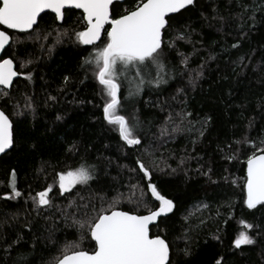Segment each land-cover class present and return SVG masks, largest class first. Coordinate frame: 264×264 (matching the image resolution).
I'll use <instances>...</instances> for the list:
<instances>
[{
	"label": "trees",
	"instance_id": "trees-1",
	"mask_svg": "<svg viewBox=\"0 0 264 264\" xmlns=\"http://www.w3.org/2000/svg\"><path fill=\"white\" fill-rule=\"evenodd\" d=\"M132 3H114L111 15ZM64 12L61 24L45 13L30 35L9 32L19 42L10 43L4 58L14 60L19 74L9 90L0 88V110L14 136L11 150L0 156V264H49L66 241L79 239L71 214H91L93 202L100 207V196L107 197L105 208L119 192L124 197L120 210L143 215L157 209L159 201L147 189L137 160L152 170V183L174 203L173 211L150 228L167 237L173 264H264V205L248 209L243 202L247 157L264 147L257 143L264 137V0H195L172 15L166 43L178 27L187 26L185 39L166 49L175 71L166 83L146 84L134 98L124 99L123 84L119 93L123 108L117 114L130 119L135 111L143 121L141 143L133 147L120 139L118 126L104 120L108 98L95 65H85L95 49L79 44L74 35L85 29L83 14ZM178 53L188 55L187 70ZM191 70L202 72L195 84L189 82ZM182 112L189 115L182 119ZM173 126L180 130L172 132ZM162 127L168 129L165 136ZM245 136L249 143H236ZM82 158L96 166L95 179L61 195L57 173L78 167ZM13 170L21 196L7 199ZM50 185L52 207L37 208L33 198ZM142 192L146 205L136 202ZM70 200L73 206L67 207ZM65 209L67 219L61 214ZM242 220L261 227L247 229ZM241 231L257 243L236 248L233 241ZM18 236L22 239L6 252ZM84 246L90 250L94 242L89 238ZM185 248L190 255L181 251Z\"/></svg>",
	"mask_w": 264,
	"mask_h": 264
},
{
	"label": "snow or ice",
	"instance_id": "snow-or-ice-1",
	"mask_svg": "<svg viewBox=\"0 0 264 264\" xmlns=\"http://www.w3.org/2000/svg\"><path fill=\"white\" fill-rule=\"evenodd\" d=\"M113 4L114 0H0V26L30 35L29 30H35L34 26L39 24L38 18L46 9L55 14L57 21L63 19L65 15L63 10L66 8L82 9L86 26L84 30L74 32V35L79 44L92 45L95 49L86 58L85 65H95L96 79L103 86V93L108 98L103 106L104 120L110 125L118 126L120 139L127 145H139L142 140V137H139V131L143 126V121L135 111L130 119L117 114L123 108L119 95L122 88L119 77L123 76L130 86L128 97L124 99L139 95L146 84L160 85L167 82L165 77L174 72L175 68L167 59L166 49L174 48L177 40L185 39L187 26H183L184 31L178 27L174 38L167 43L164 37L167 29L172 27V14H179L182 10L186 11L189 6L195 5V0H133L131 6L118 16L110 14V6ZM241 7L247 8L246 5H241ZM105 25H110V27L105 28ZM105 31L106 40H103L102 32ZM97 41H101L103 46H97ZM17 42H19V37H14L8 31L0 30V49H5L6 45ZM238 46V41L231 45L232 48ZM178 54L182 57L181 65H184L187 70L188 55ZM243 59L244 57L241 56L240 60L243 61ZM26 63H31V61H22L20 67L24 68ZM153 69L156 72L154 77L152 76ZM18 74L14 69L12 58H0V86L8 88ZM188 74L189 82L195 84L202 72L191 70ZM28 78H31L30 73ZM65 80L67 81L68 77H65ZM4 95L7 96L8 93L4 92ZM50 99L55 98L50 97ZM26 107H31V105L26 104ZM187 115L189 114L182 112L181 118ZM167 123H172L171 117L167 119ZM178 130H180L178 126H173L171 129L172 132ZM160 133L161 136H165L168 134V129L162 127ZM249 142L250 139L247 136L241 141H236L238 144ZM257 143L264 145V137L260 138ZM13 144V125L5 112L0 110V153H5ZM72 150H75V146ZM256 151L261 154L257 155L253 152L246 160L243 202L248 209L264 205V147L257 148ZM136 163L139 172L143 173L142 179L148 181L147 189L155 200L159 201V208L149 210L143 215L120 210L118 204L124 197L119 192L105 208L103 202L107 197L100 196L101 205L97 207L93 202L91 214L85 212L82 217H78L77 213L71 214L73 224L77 226L79 239L66 241L60 249V255L54 257L49 264H173L172 245L166 236L152 234L150 225L162 214L172 212L174 203L171 199H166L161 195L157 186L152 183V170L142 160H137ZM129 171L137 172V169L130 168ZM95 172L96 166L88 164L83 158L78 167L58 172L57 183L60 194L70 192L77 185L87 186L89 181L95 179ZM11 177L8 185L11 192L6 194L7 199L21 196V192L17 189L15 170L12 171ZM137 187L142 188V185H131L132 189ZM52 190L50 185L45 190L36 193L33 204L37 208L52 207V200L49 196ZM127 199L131 202V197ZM136 202L147 204L143 192ZM72 206L73 202L70 200L67 207ZM83 207L87 208L88 204H84ZM61 214L66 219L68 218L66 209ZM241 224L250 230L261 227L243 220ZM259 235L261 232H257V236ZM89 238L91 242H94L90 250L84 246V241ZM20 239L22 236H18L17 240L8 244L5 251L12 249ZM255 243H257L256 237L245 231H241L233 241L236 248ZM181 251L185 256L190 255L188 248ZM20 259L23 260L24 257L21 256ZM217 264H221V261L217 260Z\"/></svg>",
	"mask_w": 264,
	"mask_h": 264
},
{
	"label": "water",
	"instance_id": "water-1",
	"mask_svg": "<svg viewBox=\"0 0 264 264\" xmlns=\"http://www.w3.org/2000/svg\"><path fill=\"white\" fill-rule=\"evenodd\" d=\"M125 0H114V3H123ZM66 10H75V11H78V12H81L82 14H83V12H82V9H75V8H66L65 10H63V11H66ZM45 13H50V14H52V15H54L55 16V14L54 13H52L50 10H45V12L44 13H42V14H45ZM41 14V15H42ZM110 14H111V6H110ZM173 15V14H172ZM39 19V18H38ZM57 21V20H56ZM62 21H63V19L61 20V21H57V23L58 24H61L62 23ZM85 22V25H86V21H84ZM35 27V26H34ZM109 28L110 27V25H105V28ZM0 28H2L3 30H5V31H8V32H13V33H19V32H17V31H15V30H8V29H6V27L5 26H0ZM1 30V29H0ZM32 30H29V32H31ZM103 33L104 32H102V36H103ZM99 42L100 41H97L96 42V45L97 44H99ZM10 45V44H9ZM9 45H6L5 46V49H0V58H4L3 56H4V52H5V50L8 48V46ZM84 46H87V47H92V45H84ZM14 69H15V65H14ZM17 77H18V75L16 76V77H14V79H13V82L17 79ZM13 84V83H12ZM12 84L8 87V88H3V86H0V88H2V89H4V90H9L10 88H11V86H12ZM129 147H133L134 145H128ZM12 148V147H11ZM11 148L10 149H8V150H6L5 151V153H7V152H9L10 150H11ZM5 153H0V156L1 155H4ZM261 154V153H260ZM257 155H259V154H257ZM246 169H247V164H246V167H245V173H246ZM146 181H147V179H146ZM148 182V181H147ZM159 208V207H158ZM166 214H168V213H166ZM166 214H162L160 217H158L157 218V220L156 221H154L151 225H150V228L153 226V225H155L157 222H158V220L161 218V217H163V216H165Z\"/></svg>",
	"mask_w": 264,
	"mask_h": 264
},
{
	"label": "rangeland",
	"instance_id": "rangeland-1",
	"mask_svg": "<svg viewBox=\"0 0 264 264\" xmlns=\"http://www.w3.org/2000/svg\"><path fill=\"white\" fill-rule=\"evenodd\" d=\"M102 46H103V44H102L100 47H102ZM94 51H95V50H94ZM129 78H131V77H129ZM119 79H120V82H121V83L127 88V94H128V92H129V88H130L128 82L124 79L123 76L119 77ZM133 90H134V89H133Z\"/></svg>",
	"mask_w": 264,
	"mask_h": 264
},
{
	"label": "flooded vegetation",
	"instance_id": "flooded-vegetation-1",
	"mask_svg": "<svg viewBox=\"0 0 264 264\" xmlns=\"http://www.w3.org/2000/svg\"><path fill=\"white\" fill-rule=\"evenodd\" d=\"M1 30H3L2 28H0ZM4 57V56H3Z\"/></svg>",
	"mask_w": 264,
	"mask_h": 264
}]
</instances>
